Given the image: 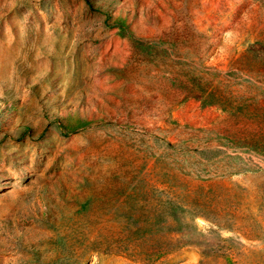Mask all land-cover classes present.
<instances>
[{
    "label": "rangeland",
    "instance_id": "obj_1",
    "mask_svg": "<svg viewBox=\"0 0 264 264\" xmlns=\"http://www.w3.org/2000/svg\"><path fill=\"white\" fill-rule=\"evenodd\" d=\"M0 264H264V0H0Z\"/></svg>",
    "mask_w": 264,
    "mask_h": 264
},
{
    "label": "trees",
    "instance_id": "obj_2",
    "mask_svg": "<svg viewBox=\"0 0 264 264\" xmlns=\"http://www.w3.org/2000/svg\"><path fill=\"white\" fill-rule=\"evenodd\" d=\"M204 92L205 91L203 89H201V91L197 95H195V96L198 97V98H200L202 96V94H204ZM209 97H210V94L209 93L205 94V96L203 97V100L202 101L207 100V103L212 102V100H210Z\"/></svg>",
    "mask_w": 264,
    "mask_h": 264
}]
</instances>
